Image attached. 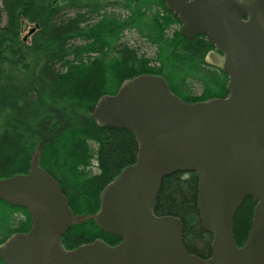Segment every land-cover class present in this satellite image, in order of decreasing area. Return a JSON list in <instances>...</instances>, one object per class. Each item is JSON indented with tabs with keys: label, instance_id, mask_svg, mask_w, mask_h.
<instances>
[{
	"label": "water",
	"instance_id": "1",
	"mask_svg": "<svg viewBox=\"0 0 264 264\" xmlns=\"http://www.w3.org/2000/svg\"><path fill=\"white\" fill-rule=\"evenodd\" d=\"M161 1L186 39L214 46L205 63L228 76L227 96L187 102L162 76L144 74L101 97L96 124L128 130L138 144L136 162L103 189L94 216L119 243L64 246L76 216L36 153L28 174L0 179V200L25 208L32 222L0 245L4 264H264V0ZM178 172L198 177L207 259L186 249L180 219L156 214L164 178ZM248 197L252 229L239 247L234 220Z\"/></svg>",
	"mask_w": 264,
	"mask_h": 264
},
{
	"label": "trees",
	"instance_id": "2",
	"mask_svg": "<svg viewBox=\"0 0 264 264\" xmlns=\"http://www.w3.org/2000/svg\"><path fill=\"white\" fill-rule=\"evenodd\" d=\"M30 24L33 31L23 37ZM127 31L155 46L156 56H140L123 41ZM212 49L204 36L186 39L161 0H0V179L28 174L39 153L40 166L84 219L63 236L64 246L72 250L97 239L117 245L94 216L103 189L136 162L138 144L128 130L96 124L97 102L144 74L162 76L187 102L224 98L228 76L205 63ZM195 84L204 89L200 96L191 92ZM198 182L192 172L164 178L156 214L180 219L186 249L207 259L212 237L201 225ZM255 206L248 197L236 214L239 247L252 229ZM31 227L25 208L0 200V245Z\"/></svg>",
	"mask_w": 264,
	"mask_h": 264
},
{
	"label": "rangeland",
	"instance_id": "3",
	"mask_svg": "<svg viewBox=\"0 0 264 264\" xmlns=\"http://www.w3.org/2000/svg\"><path fill=\"white\" fill-rule=\"evenodd\" d=\"M1 19H2L1 23L3 26L6 22L5 15L2 14ZM33 28H34V26L32 24L27 26L25 28L24 32L22 33V36L23 37L30 36ZM175 28H179V26H177ZM172 32H173V30L170 31L169 33L172 34ZM123 41L126 42L127 44H129L130 47L137 49L140 56H146L149 58H154L156 56L157 51H156L155 46L151 45L150 43H148L144 39L140 38L139 35L134 31H127ZM203 90L204 89H202V86L200 84H195L193 86V90L191 92L193 93L194 96H200L203 93ZM82 221H84L83 218H76L75 219V223H80Z\"/></svg>",
	"mask_w": 264,
	"mask_h": 264
},
{
	"label": "flooded vegetation",
	"instance_id": "4",
	"mask_svg": "<svg viewBox=\"0 0 264 264\" xmlns=\"http://www.w3.org/2000/svg\"><path fill=\"white\" fill-rule=\"evenodd\" d=\"M102 240V239H101ZM104 241V240H103ZM92 243V242H91Z\"/></svg>",
	"mask_w": 264,
	"mask_h": 264
}]
</instances>
